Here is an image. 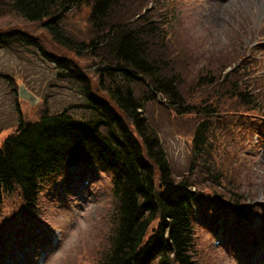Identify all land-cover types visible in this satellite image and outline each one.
I'll return each instance as SVG.
<instances>
[{
	"label": "trees",
	"instance_id": "trees-1",
	"mask_svg": "<svg viewBox=\"0 0 264 264\" xmlns=\"http://www.w3.org/2000/svg\"><path fill=\"white\" fill-rule=\"evenodd\" d=\"M79 7L90 25L88 41H77L62 28L68 12ZM163 12L162 1L133 10L127 0H0V48L34 49L50 62L59 82L70 83L82 96L86 112L77 117L62 108L19 119L0 142V205L18 193L23 213L35 220L49 182L66 177L72 166H100L110 174L115 203L113 228L98 264H196L195 203L201 210L205 197L190 175L193 164L180 177L173 173L143 112L145 102L160 99L175 116L193 118V155L201 158L211 155L212 137L216 142L226 122L218 118L219 98L232 100L230 106L245 114L264 110L248 86L228 79L219 84V74L206 67L187 82L179 65L183 50L173 47L174 24ZM19 22L40 23L55 50L44 49ZM84 56L95 63L93 79L74 60ZM187 85L212 94L195 99ZM236 199L228 201L229 216L234 212L235 218L247 207Z\"/></svg>",
	"mask_w": 264,
	"mask_h": 264
},
{
	"label": "rangeland",
	"instance_id": "rangeland-1",
	"mask_svg": "<svg viewBox=\"0 0 264 264\" xmlns=\"http://www.w3.org/2000/svg\"><path fill=\"white\" fill-rule=\"evenodd\" d=\"M161 1L163 15L174 24L173 47L183 50L179 65L187 82L206 67L210 74H219V84L228 79L240 88L248 86L264 108V0H127L133 10ZM18 25L37 37L44 49L55 50L40 23ZM62 28L77 41L91 37L81 7L68 12ZM10 49L0 48V142L20 118L33 120L40 112L62 108L77 117L86 115L82 96L70 83L68 87L57 80L49 61L30 47ZM74 60L94 78L95 63L88 56ZM20 84L34 102L19 97ZM186 88L197 95L195 99L212 94L200 86ZM136 92L139 97L143 88ZM217 102L218 118L226 122L218 129L216 142L212 137L207 158L193 155V118L175 116L160 99L145 102L143 112L157 131L175 176L193 164L190 175L200 188L195 189L205 197L199 202L201 210L195 203L196 264H264V110L245 114L230 106L232 100L221 97ZM68 169L70 175L42 188L36 221L23 213L18 193L3 200L0 264H98L114 222L110 174L95 163ZM81 174L86 178H79ZM233 193L247 203L245 215L236 218L234 212L229 216ZM28 239L35 243L27 244Z\"/></svg>",
	"mask_w": 264,
	"mask_h": 264
},
{
	"label": "water",
	"instance_id": "water-1",
	"mask_svg": "<svg viewBox=\"0 0 264 264\" xmlns=\"http://www.w3.org/2000/svg\"><path fill=\"white\" fill-rule=\"evenodd\" d=\"M18 95L20 98L30 103L35 100V97L22 84L18 86Z\"/></svg>",
	"mask_w": 264,
	"mask_h": 264
}]
</instances>
